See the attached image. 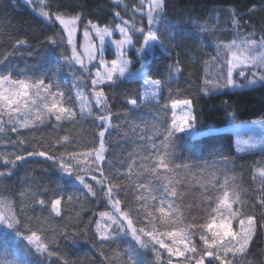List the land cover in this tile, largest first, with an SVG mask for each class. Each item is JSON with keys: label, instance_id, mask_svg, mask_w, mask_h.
Returning <instances> with one entry per match:
<instances>
[{"label": "trees", "instance_id": "trees-1", "mask_svg": "<svg viewBox=\"0 0 264 264\" xmlns=\"http://www.w3.org/2000/svg\"><path fill=\"white\" fill-rule=\"evenodd\" d=\"M45 1L50 13L79 15L80 27L114 28L139 7L138 0ZM150 31L152 51L137 57L144 33L129 26L128 73L92 87L57 21L20 0H0V212L7 222L0 264H166V250L182 245L188 251L179 259L214 252L207 264L228 256L231 264H264V149L236 153L230 131H213L264 117V0H162ZM237 42L255 60L235 72L256 82L230 88ZM143 60V76L159 80L160 95L140 103L135 69ZM94 89L103 97L99 109ZM77 95L88 98V113ZM184 99L194 136L172 128L171 104ZM105 187L133 228L155 236L152 246L129 234L98 236L97 219L109 208ZM32 234L43 252L28 241ZM157 243L165 247L161 261Z\"/></svg>", "mask_w": 264, "mask_h": 264}, {"label": "rangeland", "instance_id": "rangeland-1", "mask_svg": "<svg viewBox=\"0 0 264 264\" xmlns=\"http://www.w3.org/2000/svg\"><path fill=\"white\" fill-rule=\"evenodd\" d=\"M34 10L40 17L47 21H57L66 34V40L69 44L72 61L83 70H89L92 75L91 86L97 87L112 82L116 78H123L131 68L133 60L129 57V51L133 47V39L129 32V26L135 27L139 33H144L143 42L136 56L140 57L141 52L150 53L154 45V37L150 31V25L154 16L162 7V0H138L139 7L134 11L137 16L131 19H125L124 23H119L114 28L99 26L96 23L86 22L83 27L79 26V15H64L50 13L45 0H20ZM146 23V28L143 24ZM248 45L237 42L231 45L230 57V88H235L244 83L250 85L256 82L254 78L245 77V70L236 73L239 66H246L254 61V54L249 53ZM110 48L113 51L112 58L106 57V51ZM143 60L141 67L135 69V74L142 81V95L140 103L157 100L160 95V82L157 79L145 77ZM240 77V78H239ZM92 101L98 109L103 100L102 94L98 90L91 93ZM77 100L81 110L88 113L89 100L84 95H77ZM133 106L137 103L131 102ZM91 108V107H89ZM172 108V128L189 135H197L193 122L191 103L188 99L175 101L171 104ZM102 118V117H101ZM104 128L109 127V117L103 116ZM230 131L233 135L234 150L236 153H244L264 149V117L250 120H241L236 123L219 126L213 131ZM207 132V131H205ZM103 137V134H101ZM104 144L101 138L99 149L97 151L98 160L103 159ZM78 179V178H77ZM76 179V180H77ZM81 180V179H80ZM102 186L103 182L96 180ZM106 193L109 201V208L100 213L95 230L100 238H110L122 234H129L145 246H152L155 243V236L151 232L136 230L130 224L128 218L119 210V203L111 190L107 187ZM53 209L58 212V200L53 203ZM221 212V211H220ZM223 213L219 214L221 218ZM7 222L0 212V228H5ZM229 224L225 222L224 230H228ZM229 231V230H228ZM147 235L148 239H144ZM241 242L237 251L244 248L250 236L249 226L240 231ZM28 241L39 252L45 250V245L38 235L32 234ZM145 242V243H144ZM154 244L152 251L158 261L162 260L165 247L162 243ZM188 251L186 245L170 247L166 250L172 258L168 260L187 261L189 259H179ZM216 255L214 252H206L200 260L212 259ZM231 256L222 259L223 264H231ZM198 260V259H197ZM167 263V261H166Z\"/></svg>", "mask_w": 264, "mask_h": 264}, {"label": "built area", "instance_id": "built-area-1", "mask_svg": "<svg viewBox=\"0 0 264 264\" xmlns=\"http://www.w3.org/2000/svg\"><path fill=\"white\" fill-rule=\"evenodd\" d=\"M166 264H207L205 262V260H194V261H190V260H187V261H177V260H167V263Z\"/></svg>", "mask_w": 264, "mask_h": 264}]
</instances>
